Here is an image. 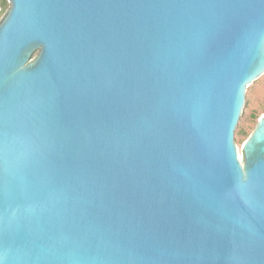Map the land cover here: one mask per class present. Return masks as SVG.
<instances>
[{
	"label": "water",
	"instance_id": "95a60500",
	"mask_svg": "<svg viewBox=\"0 0 264 264\" xmlns=\"http://www.w3.org/2000/svg\"><path fill=\"white\" fill-rule=\"evenodd\" d=\"M7 1L0 264H264V0Z\"/></svg>",
	"mask_w": 264,
	"mask_h": 264
},
{
	"label": "rangeland",
	"instance_id": "374dc122",
	"mask_svg": "<svg viewBox=\"0 0 264 264\" xmlns=\"http://www.w3.org/2000/svg\"><path fill=\"white\" fill-rule=\"evenodd\" d=\"M8 10V9H7ZM6 13V12H5ZM5 15V14H4ZM1 17V19L4 17ZM1 21V20H0ZM36 56L33 54L32 58ZM264 113V74L254 81L246 90L245 104L235 130L237 152H241L247 133Z\"/></svg>",
	"mask_w": 264,
	"mask_h": 264
},
{
	"label": "trees",
	"instance_id": "16d2710c",
	"mask_svg": "<svg viewBox=\"0 0 264 264\" xmlns=\"http://www.w3.org/2000/svg\"><path fill=\"white\" fill-rule=\"evenodd\" d=\"M9 8V3L7 0H0V20L1 17L5 14L7 9Z\"/></svg>",
	"mask_w": 264,
	"mask_h": 264
}]
</instances>
